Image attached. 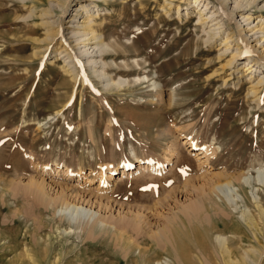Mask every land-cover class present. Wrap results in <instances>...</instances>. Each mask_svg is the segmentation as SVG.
<instances>
[{
    "label": "rangeland",
    "instance_id": "374dc122",
    "mask_svg": "<svg viewBox=\"0 0 264 264\" xmlns=\"http://www.w3.org/2000/svg\"><path fill=\"white\" fill-rule=\"evenodd\" d=\"M138 1L99 2L107 42L119 40L122 46L115 48L123 56L105 58L111 70L97 58L98 70L108 72L98 77L79 56L78 68L65 72L70 59L64 61L56 43L44 42L34 54L37 34L27 31L36 25L17 18L26 8L0 0V264H223L216 235L226 238L237 258L259 248L252 264H264V224L255 205L257 198L264 208V184L255 169L264 168V84L252 96L241 60L225 64L234 42L225 50L222 44L240 16L235 12L231 25L206 42L208 26L197 24L196 9L181 3L177 18V7L165 13L163 0ZM254 11L264 15L263 8ZM69 12L60 17L64 26ZM64 36L78 55L81 44L67 30ZM200 50L207 51L197 58ZM109 76L126 82L106 86ZM189 137L215 150L213 156L197 154ZM146 156L153 158L140 162L144 172L158 159L156 172L142 177L129 169L118 177L123 163L132 160L137 171V159ZM46 163L53 169L44 172ZM66 166L74 173L70 178ZM107 167L116 171L102 184L98 172ZM246 172L250 185L234 184L236 205L226 199L230 191H212L218 176ZM42 178L53 196L78 189L97 212L93 223L104 218L103 226L88 234L92 223L84 224V236L60 219L59 203L42 206L26 187ZM242 209L251 212L255 229L243 221Z\"/></svg>",
    "mask_w": 264,
    "mask_h": 264
},
{
    "label": "bare ground",
    "instance_id": "6f19581e",
    "mask_svg": "<svg viewBox=\"0 0 264 264\" xmlns=\"http://www.w3.org/2000/svg\"><path fill=\"white\" fill-rule=\"evenodd\" d=\"M18 1H20L21 3L20 7L21 8L25 7L27 10V12L22 16L21 14L17 15L19 21L21 20L27 21L28 19H31L32 22L35 23L36 25V29H31L27 31V33L29 34H37V36H33L31 38V40L36 44V52H34V54H37L40 51L39 46L42 43L43 45L44 42L56 43L55 50L56 51L58 50V53L62 54L61 55L62 58L65 57L64 61L65 59H70L66 62L65 65L67 66V68H65V66H62L64 67L63 70L65 72L69 73L72 70V68L75 69L78 68V66L74 67V64L76 63L75 58L79 56L84 58L83 61L84 64L92 66L91 70L93 71L94 74H96V76L102 77V75L108 73L102 71L103 68L106 69L109 68L111 70L110 64L109 63L107 64L105 58H110L111 60H113L114 58L123 56V54L120 53L119 50H117V48H121L122 46L119 40L113 41V45L108 44L107 37L105 35L106 17L102 16L105 15V13L101 15L102 11L99 8V2L103 4H111V1H113L114 3L116 0H18ZM150 1L157 2L158 0H143V1L139 0L138 2L142 5L143 2L148 3ZM229 1L230 4H232V6L228 4ZM260 1L263 2L261 6L259 5ZM163 2H166L165 4H162V8L166 9V11H164L165 13H169L170 9L177 7V9H175V11L173 12L177 14L176 15L177 18H181L182 15L180 11L181 9H179L181 3L185 5L184 9L187 8H191L193 10L196 9L198 16L197 24L200 25L206 24V26H208V30H207L208 40H206V42H209L211 38L216 37L217 33H219V31L217 30H219V28L222 27L224 24L226 26L231 25L230 20H232V16H234L235 12H237L240 16V19L236 20V23L234 24V28L232 27L226 28L228 29V32L226 33V35L222 40L224 42L222 44L226 46L223 50L228 49V47L230 46L229 42H234L232 46H235L234 51L231 53L230 58H228L225 64L227 66L230 63L234 62L235 59L241 60L238 63V65L241 64L240 71L242 73L240 74H242V76L244 74V76L247 77L249 80L252 79L251 80L252 86L248 90H251L252 96L259 93L258 92L259 91L258 88H260L259 86L264 84V75H260V73L264 74V15L262 14L258 16H253L251 14H255L256 12H258V11H254V9L256 8L257 10L258 9L261 10L262 8L264 9V0H233V1L231 0H214V1L163 0ZM187 4L189 6H187ZM68 9L71 12H69L66 15L67 21H65L66 24L64 26L63 23L61 22V19L63 17L62 18L60 17ZM184 16H185V21L187 22L189 20L188 11L184 12ZM55 17L56 19H54ZM38 19H40L39 23H37ZM253 19L256 20L255 23ZM39 27L43 29V34L39 33L41 31V29L40 30L38 29ZM64 30L65 31L67 30V34H70L69 37L74 38L73 41H77L75 45L81 44V46L78 47V52H77L78 55L74 54L75 52L73 53L72 50L74 49V46L71 44L70 41H68L69 38H66L64 36ZM56 39H58V41L54 42L56 41ZM97 45H99V48L95 50V47ZM109 45L111 49H109ZM206 51L200 50L198 52L197 58L200 57L201 54ZM97 58L101 59V63H102L101 67L103 66V68H101V71L103 73L100 70H98L97 66H99L98 65L99 61ZM242 58L244 59L242 60ZM71 63H73V65H70ZM125 66L128 65H126L125 63ZM260 69L262 70L260 71ZM118 72H120V70ZM128 72L129 71H126L124 73H128ZM83 74H81L82 82L86 80ZM70 75L72 76L71 79H73L75 83V80L79 76V72L75 71L73 74ZM106 80H107L106 86L112 85L116 88L123 86L126 82L125 78L123 79V77H120L119 80L117 81L109 76V78ZM225 80L226 79H224V81ZM159 92L158 93L161 94V88L159 89ZM169 98H170L169 100V104H170V102L172 101L171 100L172 95H170ZM188 139H189L188 141L189 146L191 148L199 149L197 154H200L201 156L204 155L206 159L209 158L210 156L212 157L213 154L215 153V150L211 149L210 147L206 145L200 147L196 144V142L192 138L189 137ZM151 158L153 157L146 156L139 160L137 159V161H139V163L137 164V169H136L137 171H133L131 169V167H133L132 160H127L125 163H123L120 169L121 175H119L118 177L121 178L124 174L127 173V170L129 169H130L129 170L130 173L138 172L137 173L138 176L139 174L140 175L145 174V176L142 177H147L149 175H152L153 172L157 171V165H160L159 162L161 163L160 160L156 159V167L153 168V170L150 169L151 171L149 173H145L143 169L144 166L140 164V162L143 161L148 162L150 164L152 161ZM55 164L56 167H54V169L58 168L57 161H55L54 165ZM66 167L67 168H65L64 171H66V175L68 176V178H70L71 175H74V173H72L73 172L72 169H69L68 166ZM42 168L44 169V172L45 170L53 169V167H51V165H49L48 163L44 164ZM107 169H108L107 171L101 169L98 172L100 177V183L102 184L106 182V177L109 176L111 177L112 174L111 172L116 171L114 168L107 167ZM255 169L257 172V180H259L262 184H264V168L258 166ZM58 171L60 170L58 169ZM79 174H80V169L76 175ZM217 178L218 179L213 183L212 191L215 192L219 191L220 193L221 191H225V190L230 191V196L226 197V199L228 201H232V203L235 205H236L235 200L238 198V193L236 191V186L234 184H237L238 186L241 185V183L250 185L251 182L250 175H248L247 172L239 173L237 175H223V176H218ZM46 184L48 183L44 180V178H42L41 180L31 179V181H29L26 187L32 193L34 199H36L37 202L39 201L42 203L41 204L42 206H49L51 204L53 205V203L54 205H57V203H59L60 208L58 209L59 211L58 213L62 214V217L60 219L66 220L67 223H69L71 226L74 225L77 229L80 228V231H82V233L85 232L84 236L90 233H94L95 229L97 228L96 227L97 225L99 227L103 226V224L105 223L104 218H100L96 223H93L94 222L93 216L96 215L97 212L93 211L92 207L88 205L89 201L85 199L86 197H83L84 196L83 194L81 195L78 189L75 190L74 187L73 188L70 187L69 189L72 190L71 192H74V194L70 193L69 195H67L66 194L67 192L61 190L59 193L53 196L47 191V188L45 187ZM48 186H51V184ZM255 203L259 211L258 212L259 218L262 219V222L264 224L263 205L260 202V200L257 198H255ZM197 207L195 209L196 212H197ZM212 207L214 208V205ZM198 213L200 214V212ZM224 215L225 216L227 215L226 212L224 213ZM241 217H246L243 218V221H246L249 229L251 230L255 229L256 221L251 215V212H249L247 209H242ZM201 221L202 220H200V222ZM89 223H92V225L88 228V234H87L86 232L87 227H83V225L87 224L88 226ZM63 232L65 233L68 231L67 229H63ZM204 232L206 233V231ZM216 240L219 248L218 254L223 264H252L255 261L254 257L259 255L258 252L260 250L259 248L253 249L252 247H250V249L247 248L244 250L246 256L237 258L232 255V251L229 248L227 240L224 236L216 235ZM250 253L252 254V256H250L251 255ZM29 257L30 260L34 261L31 255H29Z\"/></svg>",
    "mask_w": 264,
    "mask_h": 264
}]
</instances>
